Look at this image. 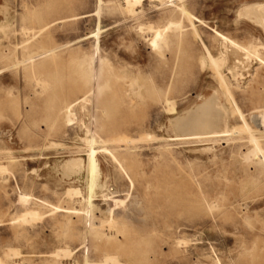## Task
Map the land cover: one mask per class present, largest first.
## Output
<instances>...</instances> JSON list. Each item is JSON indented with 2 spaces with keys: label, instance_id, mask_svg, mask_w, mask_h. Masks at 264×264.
<instances>
[{
  "label": "rangeland",
  "instance_id": "374dc122",
  "mask_svg": "<svg viewBox=\"0 0 264 264\" xmlns=\"http://www.w3.org/2000/svg\"><path fill=\"white\" fill-rule=\"evenodd\" d=\"M255 3L0 0V264H264V31L241 12ZM156 30L171 37L157 48ZM216 31L260 55L236 79L220 67L224 96ZM209 101L227 135L173 130ZM89 153L90 191L64 165Z\"/></svg>",
  "mask_w": 264,
  "mask_h": 264
},
{
  "label": "bare ground",
  "instance_id": "6f19581e",
  "mask_svg": "<svg viewBox=\"0 0 264 264\" xmlns=\"http://www.w3.org/2000/svg\"><path fill=\"white\" fill-rule=\"evenodd\" d=\"M96 10H97V8H96ZM136 10V9H135ZM182 11L183 12H186V11H184V9L182 8ZM241 12L242 13H244L245 15H247V16H249L251 19H253L256 23H258L261 27H262V29H263V31H264V3H259V4H257V3H255V4H252V5H249V6H245V7H243L242 8V10H241ZM190 15V14H189ZM192 15H190V17H191ZM170 22H172V23H170ZM170 23V24H169ZM169 25L171 26V25H173V29H176V30H178V32L175 34V36H176V38L177 39H179L183 34V31H182V25H181V23L179 22L178 23V20H177V23L175 22H173V21H169ZM149 26H151V25H149ZM168 26V25H167ZM46 27V26H45ZM146 27V26H145ZM169 27V26H168ZM142 28H144L143 26H142ZM148 28V27H147ZM152 28V27H151ZM167 28V27H166ZM169 28H171V27H169ZM153 29V28H152ZM152 29H149V30H152ZM168 29V28H167ZM172 29V28H171ZM146 30V29H145ZM40 31V30H39ZM144 31V30H143ZM157 32H156V34H155V36H154V38H153V40H152V44H153V46L154 47H156L157 48V46H158V43H159V40H161V37H162V34H161V32H158V30H156ZM27 32V31H26ZM144 33V32H143ZM163 33V32H162ZM145 34V33H144ZM167 36V35H166ZM216 36H218V40H216V42L218 43V46H219V54H218V56L217 57H215V56H213L210 52H208L207 51V54H208V56H211V58H215V65H216V70H217V72H218V74H219V84H221V86L223 87V89H222V92L223 91H225V92H223L222 94H223V96H224V94L225 93H230V90H229V86H228V83H227V81L225 80V78H224V76L222 75V73H221V71H220V67L222 68H225V69H227L229 72H230V74L232 75V78L234 77V79H236L235 77L236 76H238V75H242V74H244V73H247V72H249V70H250V67H249V69H247L248 68V66H249V64L251 65V63H249L250 61L253 63L254 61L253 60H256V58H260L259 56V53H258V48H257V46H258V43H256V42H253V43H251L250 45H243V44H240V43H238V42H236L235 40H233V39H231V38H229V37H227V36H225V35H223L222 33H220V32H218V31H216ZM168 38V40H170L169 38H171L170 36H168L167 37ZM167 38H166V40H167ZM216 39V38H215ZM162 40H165V38L164 39H162ZM166 40L164 41V42H166ZM164 42H162V43H159V44H162L163 45V43ZM264 42V41H263ZM160 47V46H159ZM39 48V47H38ZM41 48V47H40ZM25 49V48H24ZM2 52V51H1ZM36 52H37V50H36ZM3 54V53H2ZM208 56H207V58H208ZM32 57H34V56H32ZM31 58V57H30ZM29 58V59H30ZM206 58V59H207ZM28 59V58H27ZM27 59H25V60H27ZM16 61V60H15ZM105 60H103V61H101V62H104ZM82 66H86V71L84 72V75H82V76H85V77H88V76H90L91 74H90V72H91V66L89 65V63L87 64H85V62H83V63H80ZM211 66H213L214 64H210ZM214 67V66H213ZM239 68V70L237 69V68ZM85 68V67H84ZM83 68V69H84ZM235 68L237 69V70H235ZM244 68V69H243ZM247 70H246V69ZM218 74H216L215 73V75H217L218 76ZM247 74H249V73H247ZM39 81V80H38ZM86 81H87V83H90V77H88V78H86ZM251 82V81H250ZM39 83V82H38ZM42 83V82H41ZM37 84V83H36ZM104 85V84H103ZM105 85H106V83H105ZM40 86V85H39ZM90 92V91H89ZM153 92V91H152ZM226 94V96H225V99L226 98H228V95ZM214 95L212 94V97H213ZM209 98H210V96H208ZM215 97V96H214ZM220 97V96H219ZM162 100V99H161ZM216 100V99H215ZM214 100V101H215ZM83 102V101H85V97H82L80 100H79V102ZM76 102V101H75ZM77 102H78V100H77ZM201 103V102H200ZM197 104V105H195L193 108L192 107H190L191 109H189V110H187L186 112L184 111V113H181L180 115H179V118H174V120L173 119H169L170 120V125H171V127L173 126L174 127V131L176 132V133H179L178 131H182V132H185V129H187L186 131H191L192 133H195V134H193L194 135V137H195V135L196 136H200V135H204L207 139L208 138H211V137H214V136H216L217 134H219V135H227V133L229 132V128L227 127V121L224 119V121L222 122L220 119H222L223 117H222V114L220 113V111L218 110V108L214 105V104H211L210 103V101L209 102H206L205 104ZM219 103V102H218ZM77 104V103H76ZM216 104H217V102H216ZM72 105V104H71ZM223 106V105H222ZM225 106V105H224ZM68 107V106H67ZM223 109V107H220V109ZM224 108H226V107H224ZM227 109V108H226ZM224 111V110H223ZM227 111V110H226ZM222 112V111H221ZM229 112V111H228ZM223 113V112H222ZM225 113V112H224ZM225 114H229V113H225ZM223 116H226V115H223ZM257 116V115H256ZM255 116V117H256ZM85 117H86V115H85ZM178 117V116H177ZM187 117V118H186ZM222 117V118H221ZM228 117V116H227ZM255 117H254V119H255ZM257 117H259L258 119H255L256 120V122H258V123H261V125L262 124H264V112L263 113H261L259 116H257ZM186 118V119H185ZM85 119V118H84ZM87 119H85V121H86ZM222 122V124H221V122ZM80 122H81V120H80ZM255 122V123H256ZM82 123V122H81ZM257 123V124H258ZM221 124V125H220ZM256 124V125H257ZM83 124H81V126H82ZM190 126V128H188ZM87 127V126H86ZM259 127V126H258ZM262 127H263V125H262ZM80 128H82V127H80ZM85 128V127H84ZM85 131H86V129H85ZM173 131V132H174ZM179 134H182V133H179ZM254 134V133H253ZM185 135V134H184ZM186 135L187 136H189L190 135V132H189V135L187 134V132H186ZM192 135V134H191ZM198 136V137H199ZM201 137V136H200ZM81 138H83V137H81ZM85 138V137H84ZM88 138V137H87ZM83 139L84 141H85V143H87L88 144V146H89V148L92 150H90V152H97V150L95 149V147H94V144H100L95 138H92V139ZM220 138V137H219ZM228 139V138H227ZM240 139V138H239ZM251 139H253V141H256V139L255 138H253V137H251ZM256 144H258L257 142H254V148L250 151V152H248V154L247 153H245V155H247V157L249 158L250 157V155H252V154H257V152H259L258 150H261L260 148V146L258 145V147H260L259 149H258V147H255V145ZM101 145V144H100ZM102 146V145H101ZM100 146V147H101ZM88 149V148H87ZM111 149V148H110ZM102 150L103 151H108V148H106V146H102ZM87 151V150H86ZM89 151V150H88ZM249 151V150H248ZM109 152V151H108ZM90 154V156H89V158H88V156H87V158H88V160L86 159V160H84L83 158H81V157H73V158H71V159H69V160H67V161H65L64 163V165H66V166H68V167H70L73 171H74V173L76 174V173H78V172H81V171H83V170H85V172H86V175H87V178H86V182H87V188L89 189L88 191H90V190H92V186H93V184H95L94 183V178L95 177H93L94 176V174L96 173V171L98 170V166H97V160H96V158H94V154L92 153V155H91V153H89ZM88 154V155H89ZM112 157H113V155H112ZM246 157V158H247ZM247 160V159H246ZM262 162L261 163H264V158H263V160H261ZM3 166H5V165H3ZM68 167H65V168H67L68 169ZM0 168H2L1 166H0ZM69 168V169H70ZM3 169V168H2ZM1 169V170H2ZM0 170V172H2ZM98 174V173H97ZM97 174H95V175H97ZM99 176H97V178H98ZM84 178V177H83ZM97 181V180H96ZM85 182V181H84ZM96 184H98V183H96ZM95 184V185H96ZM100 185V184H99ZM105 185V184H104ZM102 186V185H101ZM72 190V189H71ZM77 190V193L78 194H80L79 192L80 191H78V189H76ZM76 190H75V192H76ZM67 191V190H66ZM73 192V191H72ZM92 192V191H91ZM26 194V193H25ZM66 194V193H65ZM77 194V195H78ZM21 195V194H20ZM76 195V196H77ZM90 195H91V193H90ZM22 196V195H21ZM26 196V195H25ZM25 196H23V197H25ZM20 197V196H19ZM28 196H26V198H27ZM75 197V196H74ZM91 198L92 196H89L88 195V197L87 198ZM74 201V200H73ZM77 201V200H76ZM89 201V200H88ZM57 208V207H56ZM59 208V207H58ZM77 211V210H76ZM84 212V211H83ZM110 213V212H109ZM28 214V213H27ZM33 217V216H32ZM113 221V220H112ZM106 222H108L107 220H106ZM103 224V223H102ZM106 224V223H105ZM100 225H101V223H100ZM111 226V225H110ZM116 226V225H115ZM101 227H103L102 225H101ZM105 227V226H104ZM107 227V226H106ZM102 231V230H101ZM99 233H100V231H98V235H99ZM102 234H103V232H102ZM97 235V236H98ZM96 236V237H97ZM101 236V235H100ZM100 236H98V238L100 237ZM105 236H106V234H105ZM102 237V236H101ZM107 238H110L109 236L107 237ZM100 239V238H99ZM183 243V242H182ZM178 246V245H177ZM10 249H8V251H9ZM13 251L14 250H12L11 252L13 253ZM10 252V253H11ZM67 252V251H66ZM8 253V252H7ZM6 253V255H8ZM15 254V253H14ZM58 254V253H57ZM13 255V254H12ZM62 257V256H61ZM14 258V257H13ZM105 258V257H104ZM74 260V259H73ZM110 261L112 264H115L114 262H116L117 263V260H116V257L114 258L113 256L111 257H107V259H106V263L108 262V261ZM48 262H50V261H48ZM109 262V263H110ZM103 263H105V261L103 262ZM55 264V263H54ZM108 264V263H107Z\"/></svg>",
  "mask_w": 264,
  "mask_h": 264
}]
</instances>
